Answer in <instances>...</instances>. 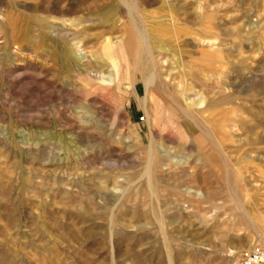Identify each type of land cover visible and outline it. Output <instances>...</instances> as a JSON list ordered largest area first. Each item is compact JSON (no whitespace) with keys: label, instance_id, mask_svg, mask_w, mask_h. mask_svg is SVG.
I'll list each match as a JSON object with an SVG mask.
<instances>
[{"label":"rangeland","instance_id":"obj_1","mask_svg":"<svg viewBox=\"0 0 264 264\" xmlns=\"http://www.w3.org/2000/svg\"><path fill=\"white\" fill-rule=\"evenodd\" d=\"M253 249L264 0H0V264Z\"/></svg>","mask_w":264,"mask_h":264},{"label":"built area","instance_id":"obj_2","mask_svg":"<svg viewBox=\"0 0 264 264\" xmlns=\"http://www.w3.org/2000/svg\"><path fill=\"white\" fill-rule=\"evenodd\" d=\"M143 119V117H141ZM236 264H264L263 252L259 249H253L247 252Z\"/></svg>","mask_w":264,"mask_h":264},{"label":"bare ground","instance_id":"obj_3","mask_svg":"<svg viewBox=\"0 0 264 264\" xmlns=\"http://www.w3.org/2000/svg\"><path fill=\"white\" fill-rule=\"evenodd\" d=\"M61 33V32H60ZM63 37V36H62ZM108 40V39H107ZM60 45V44H59ZM61 49V48H60ZM61 51V50H60ZM63 51V50H62ZM72 51V50H71ZM108 52V51H107ZM73 53V52H72ZM73 54H76L75 52L73 53ZM102 54H104V53H102ZM63 56H65V55H63ZM62 56V57H63ZM77 56V55H76ZM109 56V55H108ZM104 57V56H103ZM84 58V57H83ZM64 59V58H63ZM109 61V60H108ZM71 62V61H70ZM153 72H155V70H153ZM149 73H150V71H149ZM156 77V76H155ZM152 80H153V78H152ZM149 81V80H148ZM152 82V81H151ZM264 255V254H263Z\"/></svg>","mask_w":264,"mask_h":264}]
</instances>
